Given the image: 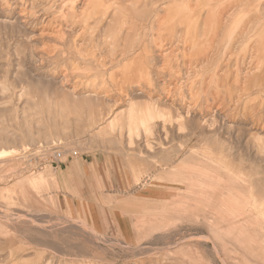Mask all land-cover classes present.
<instances>
[{
  "label": "rangeland",
  "instance_id": "1",
  "mask_svg": "<svg viewBox=\"0 0 264 264\" xmlns=\"http://www.w3.org/2000/svg\"><path fill=\"white\" fill-rule=\"evenodd\" d=\"M263 44L264 0H0V264H264Z\"/></svg>",
  "mask_w": 264,
  "mask_h": 264
},
{
  "label": "bare ground",
  "instance_id": "2",
  "mask_svg": "<svg viewBox=\"0 0 264 264\" xmlns=\"http://www.w3.org/2000/svg\"><path fill=\"white\" fill-rule=\"evenodd\" d=\"M219 19V18H218ZM221 23V22H220ZM259 23V22H258ZM218 30V29H217ZM258 36V35H257ZM262 39V38H261ZM264 45V44H263ZM264 51V50H263ZM260 52V51H259ZM262 54V53H261ZM254 58V57H253ZM253 58L251 59V61H252V63H255L256 64V62L253 60ZM259 59V58H258ZM262 61H263V59H262ZM259 62V61H258ZM263 65H264V63H262ZM257 66H258V69L259 70H261V69H263L262 68V66H261V64L259 65V63L257 64ZM262 71V70H261ZM263 73V72H262ZM242 83V82H241ZM133 107L135 108V106H134V104H133ZM136 109V108H135ZM135 109H133V110H135ZM131 112H132V110H130ZM136 112V111H135ZM135 114V113H134ZM132 115H133V112H132ZM133 118V117H132ZM218 252V251H217Z\"/></svg>",
  "mask_w": 264,
  "mask_h": 264
},
{
  "label": "built area",
  "instance_id": "3",
  "mask_svg": "<svg viewBox=\"0 0 264 264\" xmlns=\"http://www.w3.org/2000/svg\"><path fill=\"white\" fill-rule=\"evenodd\" d=\"M57 158L61 159L62 158V154L61 153L57 154Z\"/></svg>",
  "mask_w": 264,
  "mask_h": 264
},
{
  "label": "crops",
  "instance_id": "4",
  "mask_svg": "<svg viewBox=\"0 0 264 264\" xmlns=\"http://www.w3.org/2000/svg\"><path fill=\"white\" fill-rule=\"evenodd\" d=\"M84 166H87V163H84ZM83 174H81L80 176L82 177ZM84 177H87L86 174H84Z\"/></svg>",
  "mask_w": 264,
  "mask_h": 264
}]
</instances>
